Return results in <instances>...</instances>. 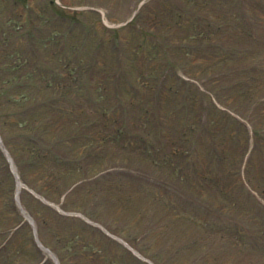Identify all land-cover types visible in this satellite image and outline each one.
Instances as JSON below:
<instances>
[{
    "label": "rangeland",
    "instance_id": "obj_1",
    "mask_svg": "<svg viewBox=\"0 0 264 264\" xmlns=\"http://www.w3.org/2000/svg\"><path fill=\"white\" fill-rule=\"evenodd\" d=\"M8 1L9 0H5V4ZM60 1L69 7L71 6L72 9L77 6V10L68 9V11H73L76 18L86 22L82 24V27L86 25L84 27L86 29H89V26L93 28V32L97 37L96 40L101 41L102 50L104 49L105 43L106 46L109 43L112 33L108 30L109 27L104 24L102 14L92 9L83 8L93 6L100 8L104 14H106L110 23L118 25L117 23H122V21L132 14L134 7L140 2V0ZM242 1L246 2L248 9L256 7L257 9H263L264 11V4H261L262 2L259 0H240L239 2L241 3ZM17 2H19L21 7L19 6L14 14H12L9 9H4L2 11L1 16L4 15L7 22L12 17L25 28L29 24L27 20L32 18L34 14H36L38 18H41L42 13L39 15L37 9L33 10L30 8L31 3L35 5V0H17ZM39 6H43L41 1L35 5L36 8ZM78 6L82 8H78ZM10 8L14 9V6H11ZM236 8L237 5H235V0L233 3H220L215 0H194V3H190L189 0H148V3L138 15L140 20L137 25L140 26H138L140 29H145L150 32H148L149 35H145L146 31L144 30L142 37H139L140 41L145 43V49H141L138 53L143 56L145 55L146 57L142 67L147 68V70L156 69V60L154 59L151 61L150 59L152 54L157 56L162 54V51L156 47L157 44L155 43H159L160 39H156L155 42L152 40L155 48L151 47L152 43L149 39L158 38L157 35L159 34L162 37L164 33L168 37V41L171 40V43H168V47H166L169 51L162 54L165 56L163 63L165 64V68L169 69L170 74L175 68H180V64L183 63L185 68L190 72L186 75L188 77H193L200 83L204 89L202 92L205 93L206 96L210 95L209 92H215L219 89L216 87L217 84L225 83L224 88L219 91L222 99H218L213 95L218 100L217 102L219 104L215 103L217 104L215 105L212 97L206 98L209 99L211 105L213 103L215 109H217L218 106L227 108V104H230L242 111L245 106L241 105L245 104L246 99L237 96L241 91V86L238 85L233 88H229L228 86L234 79H236L234 81H237V79L243 75L249 76L251 87L257 89L253 90V95L255 97L253 99L256 101L257 98H260L263 103L262 104L261 101H259L255 103L253 102L251 105L255 107L256 111H258L264 119V55H261V57L254 56L253 58L256 60L258 59V61L255 66L252 65V59L250 57L251 53L247 50V35H245L244 31L239 30L238 32H232L230 28H226V33H218L220 35L217 38H214L216 43L220 44L223 42L225 45L228 44L230 49H228L227 52L230 58L227 57V52L225 53L226 50L224 48L219 49V51H217L218 49L216 48V57L217 55L221 56L219 59L215 57L211 58L212 60L209 61L207 59L202 60L203 58H190V61H183L182 59L180 64L176 62H173V64L170 63L171 59L176 54L175 51L173 53L172 47L174 48L177 44L181 45L183 37H188L186 36L187 34L193 33L192 30H188L185 27L186 25L184 24H186V21L185 16L183 15L186 14L191 17L199 11L202 12L206 9L213 11L214 15L216 13L224 14V11L226 10L228 12L227 17L230 18V14L234 12L230 9L237 10ZM40 11L48 12V9L41 8ZM262 20H264V17ZM225 21L227 22L228 19L226 18ZM230 21L234 22L236 26L242 25V20L235 19ZM214 22L218 24L220 21L217 19L214 20ZM12 24L13 23H10L9 25ZM135 26L136 25L131 29L122 26L116 27V32L118 33L116 35L124 41L130 40L134 33H138L133 29ZM76 31L79 32L78 29ZM72 35H75L79 40V35L76 34L75 31L72 32ZM22 40L23 38L18 37L17 40L11 41L9 44V51L15 53V50L23 49ZM236 44L239 46L236 47L235 50H231ZM50 48L55 51L58 48V44L55 43V41H52ZM257 49L258 48H254L255 51ZM213 50L211 47H206L204 49L206 53H211ZM97 52L101 57L103 55L106 57L109 56V53H103L99 51L98 48ZM1 54L2 53L0 52V64H3L0 65L1 84L2 86H6L4 82L9 79L6 81V84L8 83L7 86H10L9 84L14 86L16 85V82L13 81L14 79L12 77L14 73L7 71L5 68L9 67L13 62L11 58H6ZM90 54L88 55V59L90 58ZM101 59L102 58H100V60ZM177 59L181 60V57H177ZM138 62L139 60L136 61V63ZM104 65L106 66L103 62L100 68H104L102 67ZM176 65L178 66L176 67ZM31 67V64H29L28 68ZM163 78V84H172L175 87L176 80L174 81L173 77L171 79L167 76H163ZM191 85L192 88L195 87L194 82H192ZM243 88H245V85ZM31 89L32 91L38 92L34 88ZM25 94H27V96L31 95L28 90H25ZM75 96H77L79 100L81 99L80 95ZM150 96L151 93L148 94V98ZM178 97L173 94L168 95V92H166V95L164 96L162 107L160 108L165 113L164 121H166V127L175 123V128L177 129L179 124L177 119L180 121L182 115L186 118L183 119L185 122H187L188 117L191 119L196 118V112L194 111L199 108L197 101H193V108H178L177 111L175 104L178 106V103L182 105L186 103V100L184 101L181 96ZM236 97L240 99L239 102L236 101ZM73 98L74 97H70V99ZM1 100L0 114H4L5 111L7 113V116L5 117L7 125L4 126V134L9 141L17 140L14 138L16 137V132H14L15 129L11 124L15 118L14 108L11 107L10 104H6ZM213 107L210 109V112H207L208 118H210L214 124L210 127L213 131L214 128H216L215 138L219 141V150H222L224 155L228 157V160L231 161L236 155H238V149L236 150L235 147H238L239 145L236 143L234 146V136L229 134V122L226 121V117H223L214 111ZM68 108L70 110L69 106ZM74 111H76L75 117L81 118L80 120L88 118V111L83 108V105ZM74 126L75 124H73V127ZM50 129L52 130L50 131L52 135H58L57 132H55L56 129L53 127ZM69 129L70 126L68 127V130ZM138 132L139 134L143 132L145 133V131ZM209 133L211 137L214 135V132ZM150 135H152V139H154L150 140V142L154 145H159L156 143L155 138H153V134ZM187 135L191 136L192 134ZM177 136L178 130L173 131V134L170 135L169 138H165V140H175ZM133 142H135V145ZM208 142L209 137L203 133L200 143L194 147L191 145L192 149L196 151H194L195 153L190 152V155H193V157L188 155L186 161L181 160L182 164H178L181 169L178 171L179 173H177L167 163L166 157L167 152H170L169 150H160V148H158L156 152L153 148L146 147L148 142L145 143L146 145H141L136 136L132 139V144L134 146L128 148V150H126V147H115L111 144L109 147H103L100 144V138H96L93 142L95 149L93 153L94 157L98 159V156L100 155L99 152H103L102 154L105 155L107 161L117 159V162L108 163L107 165H112L107 167V170H102L98 173L96 170H90L88 173H85V175H80L79 172H77L75 174V177L77 178L76 180L83 177L86 178H84L82 181L83 183L78 186L81 188L78 189L76 187L68 193V195L66 193L70 190L73 184V181L70 182L72 179L71 176H74L73 172L67 171L69 170L68 168H66V170L61 169L54 177L50 178L49 175H44L41 169L28 171L26 173L27 179L32 181L47 197L56 200L61 208L67 211L70 208L77 207L83 216L87 217L89 215L88 217L98 221L95 224H89L85 221L84 217L66 216L62 214L63 217H66V220H63V217H52V215L44 212L43 215L48 221L46 226H42L44 229H47L45 233L42 234L43 239L51 244L57 243L56 241L60 244L69 242L73 244V247L70 246L69 249L63 248L64 254L67 258V264H111V258L114 261L113 264H118L116 249L119 254L122 251L127 253L128 248L118 245L114 242L115 240H113V238L102 229H107L112 233H118V235L119 232H121L123 237L127 236V238H129V243L136 249L142 248L147 250L146 252L142 251L144 255L149 256L154 254L157 264H264V212L262 213L259 210L258 200L250 199L243 201L241 199L237 201L236 207L234 208L230 205L231 202L229 195L225 198L224 196H220V200L218 201H226L220 206L222 213L224 215H229L231 214V209L240 210L244 215L243 217L247 219L246 225L250 226L251 229H227L225 224L223 226H216L213 224V229H206L205 226H203L204 222H206L205 213H201L200 216L197 215L196 219H193L198 223L192 222L191 219L186 218L185 216H180V209L178 208L180 206L177 207L174 203L176 202L178 203L177 205H180L179 200L176 199L177 197L175 195H164L157 189L155 190L152 187H149L148 183L145 184L143 182V185L142 182L131 178L133 176L128 174L130 173L128 170L122 169L128 167L126 164L128 162L133 165H138L156 174L158 177L156 179L160 181L164 180L172 185H177L184 194L186 193L188 196L195 195L199 197L197 201L199 207H205L208 203H212L213 206L216 207V204L211 201V188L208 187L210 181L206 179L203 183L201 179H196V177L199 176L198 172L200 173L206 170L204 165L208 163L206 161L207 159L210 164H213V161L209 156L210 154L207 155L210 149ZM238 142H240L241 145L242 140L239 139ZM67 148L68 150H72V146H67ZM80 149L81 151L87 150L86 147ZM54 150H61V147L55 146ZM143 150L146 152L151 150V152L145 154L143 153ZM88 162L90 161H85L83 164V167H86V170L89 168ZM256 165H259V163ZM48 167L58 169L57 167L55 168L50 165ZM110 168H112L111 171H109ZM257 168L258 167L252 166L250 176L252 175L255 177L253 174H255V169ZM106 172L108 173L107 175H105ZM191 172L196 176L192 175ZM115 173H120L121 175ZM101 175L106 176V178H98ZM59 176H63V178H55ZM192 176L194 179L191 178ZM117 177L121 178L115 181L114 178ZM63 180L66 181V185L63 186L69 187H67L61 194L63 187L58 188V186H54V183H60L63 182ZM192 180L194 183L196 182L197 185L193 184ZM116 185L118 187H116ZM21 189L27 191L24 187ZM99 191L103 192L106 197L104 195L101 197L102 194ZM96 192H98L97 195L95 194ZM118 192L124 197L125 205L121 206L117 204L118 202H110L109 199L116 196ZM63 194H66L67 196L63 198ZM155 194H158L159 196H156ZM186 194L184 196H187ZM255 196L257 197V195ZM218 201H216V203ZM240 206H242V208H240ZM189 213L192 215L195 212L191 210ZM207 214L209 215V213ZM9 215L10 213H8V210L5 208L3 200L0 197V232L3 231L4 234L7 233L6 243L8 250L13 253L16 249L22 248L27 254L32 253V249L27 245L28 241L24 229L17 230L15 234H13L15 228L7 229L12 224ZM238 216H240V214ZM240 217H242V215ZM83 223H87L89 227L83 225ZM49 229L51 230L49 231ZM61 229L67 230L63 231ZM71 230L73 231L71 232ZM74 230H76L75 233ZM83 244L89 245L83 247ZM128 255L126 261H123L122 264H135L136 262L132 260V257L135 260L137 259L131 254V252Z\"/></svg>",
    "mask_w": 264,
    "mask_h": 264
},
{
    "label": "trees",
    "instance_id": "obj_2",
    "mask_svg": "<svg viewBox=\"0 0 264 264\" xmlns=\"http://www.w3.org/2000/svg\"><path fill=\"white\" fill-rule=\"evenodd\" d=\"M247 36L252 40V41H258L256 43L259 44V42H261L262 40H264V24L262 26V30L261 31H257V35L254 34L252 32L251 29H248L247 31ZM253 54L250 55V57H254V56H261V55H264V46L263 47H260L258 46V49L255 51L254 49H252L251 51ZM241 98L243 99H246V102L245 104L247 105L246 107L247 108H250L251 104L254 102H257L255 101L253 98L254 95L253 93H250L248 91H244L243 93H241ZM15 106H18V107H21L22 108V105H17L15 104ZM58 113L61 114L62 111L61 110H58ZM116 118H112V119H109V120H106L104 122V130L106 131L105 128L107 129H110V128H113V126H117L118 125V120H114ZM254 119L260 123V119H262L261 115L259 114V120H258V111L255 110L254 112ZM252 118V120L254 121V124H255V127L257 129L256 133H258V124L256 123V121ZM17 124L20 126V127H23L26 131H27V143H26V146H25V151L27 152L28 156L30 157L29 158V162H30V165H38L40 162H41V158L43 156V154H40V152L38 151V147L39 146H36V141L39 139L40 141H42L44 139V135L41 136L39 138V136L37 134H39L38 132L34 131L36 130V126L38 123L41 124V126L45 129V130H48L51 126H56L57 125V129L59 128V125L61 123V120L58 119L57 122H53L51 120H46V121H43V122H39L38 119L34 116V115H29L28 117H25V118H22L21 116L18 117L17 119ZM190 125H188L189 127ZM178 130L180 128L179 124H178ZM124 129V128H123ZM34 132V133H33ZM255 133V134H256ZM261 135L262 134H257V140H260L261 139ZM14 155V154H13ZM17 162L19 164L20 161L17 160ZM30 165H27V167L31 168L32 166ZM20 166V165H19ZM258 181H261L260 179H258ZM259 188H260V191L262 193H264V180H262V182L259 183ZM11 190H12V179H11V174L9 173L8 171V168H7V164L5 163V160H4V157L2 155V153L0 152V195L3 194V195H6L7 197V204H12V201H11ZM20 251V250H18ZM8 258H5V256H3V253H2V249H0V264H11L12 262V257L10 255H7ZM43 264H53L50 260H46Z\"/></svg>",
    "mask_w": 264,
    "mask_h": 264
},
{
    "label": "bare ground",
    "instance_id": "obj_3",
    "mask_svg": "<svg viewBox=\"0 0 264 264\" xmlns=\"http://www.w3.org/2000/svg\"><path fill=\"white\" fill-rule=\"evenodd\" d=\"M21 187V183L18 182L17 188L19 189Z\"/></svg>",
    "mask_w": 264,
    "mask_h": 264
}]
</instances>
